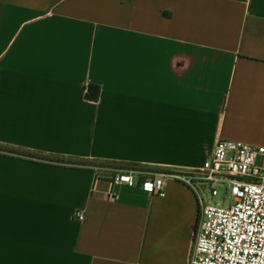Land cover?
<instances>
[{
    "label": "crops",
    "instance_id": "crops-1",
    "mask_svg": "<svg viewBox=\"0 0 264 264\" xmlns=\"http://www.w3.org/2000/svg\"><path fill=\"white\" fill-rule=\"evenodd\" d=\"M220 140L264 146V0H0V149L84 165L0 152V264H189L194 194L114 173Z\"/></svg>",
    "mask_w": 264,
    "mask_h": 264
},
{
    "label": "built area",
    "instance_id": "built-area-1",
    "mask_svg": "<svg viewBox=\"0 0 264 264\" xmlns=\"http://www.w3.org/2000/svg\"><path fill=\"white\" fill-rule=\"evenodd\" d=\"M114 184L164 198L170 181L196 197L199 215L189 264H264V146L220 140L194 171H116ZM223 190L230 203L213 205ZM78 221L85 214H75Z\"/></svg>",
    "mask_w": 264,
    "mask_h": 264
},
{
    "label": "trees",
    "instance_id": "trees-1",
    "mask_svg": "<svg viewBox=\"0 0 264 264\" xmlns=\"http://www.w3.org/2000/svg\"><path fill=\"white\" fill-rule=\"evenodd\" d=\"M99 94H100V88L98 86L89 85L87 88L86 99L88 101L97 102ZM0 152L6 153V154L12 155V156H17L19 158L26 159V160L33 161V162H42V163L55 164V165H72V166H77V167H83L84 166L80 163H67L66 161H62V160H50V159H47L44 157H39V156L32 154V153L3 150V149H0ZM85 167H86V165H85ZM129 168L133 169V170H137V171H150L148 169L142 170L140 167H129ZM129 168H127V169H129ZM153 172H155V171H153Z\"/></svg>",
    "mask_w": 264,
    "mask_h": 264
},
{
    "label": "rangeland",
    "instance_id": "rangeland-1",
    "mask_svg": "<svg viewBox=\"0 0 264 264\" xmlns=\"http://www.w3.org/2000/svg\"><path fill=\"white\" fill-rule=\"evenodd\" d=\"M211 200L213 205L222 204L223 202H227L228 204L230 203L228 197L225 196L223 190H219V195L217 197L212 198Z\"/></svg>",
    "mask_w": 264,
    "mask_h": 264
}]
</instances>
